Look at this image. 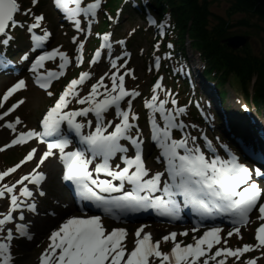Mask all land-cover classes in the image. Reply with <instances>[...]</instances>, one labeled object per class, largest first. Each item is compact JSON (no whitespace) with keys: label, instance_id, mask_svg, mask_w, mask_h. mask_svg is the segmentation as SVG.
I'll return each mask as SVG.
<instances>
[{"label":"snow or ice","instance_id":"obj_1","mask_svg":"<svg viewBox=\"0 0 264 264\" xmlns=\"http://www.w3.org/2000/svg\"><path fill=\"white\" fill-rule=\"evenodd\" d=\"M99 2L100 0H94V2L81 7V0H54L56 8L61 10L68 20L72 21L77 31H83L81 21L77 19V16L83 14L87 18L91 14L94 18ZM32 3L35 5L37 0H32ZM69 5L73 7H69ZM20 11L21 5L18 0H0V46L7 47L13 39L6 32L10 26L12 28L23 27V23L15 19ZM25 14L29 13L26 11ZM43 20L42 15H35V22L27 26V31L34 33ZM87 22L91 23L90 20ZM150 23H155V21H150ZM50 36L51 33L45 31L43 35L33 34L31 39L37 47H42L43 42L47 41ZM109 39V35L105 34L102 37L104 43L101 47H107L110 50ZM82 43L83 41L75 45L77 62L81 60ZM168 47L171 48L172 45L170 44ZM57 55L60 60L59 71L49 70L43 76L36 75L35 82L42 89H47L50 80L63 74L68 58L64 52L53 49L38 55L31 65V70L35 73L37 68L43 67L44 61ZM100 55V50H97L91 63H96ZM22 58L27 59V56ZM111 64L113 68L117 67L116 61H111ZM89 76V72H81L78 79H72L67 83L54 104L43 115L40 121L42 131H21L9 143L0 147V151L12 145L25 144L33 138L38 139L40 143H45L46 138L54 137L53 142L47 143V150L40 157L39 165H43L50 156L55 154L54 150H58L59 159L65 169L63 179L75 185L81 200L93 202L97 208H103L105 214L110 217L115 215L114 210L116 209L121 212H136L155 208L162 216L179 219L180 202L177 197H183V205L191 206L201 220L215 219L217 216L228 217L232 224V228L227 233L228 237H231L233 233L240 234V226L249 222V214L257 206L260 214L259 219L264 220V203H259L264 195V189H261L257 180L253 179L250 169L240 163L230 151H227L226 158L215 154V149L210 142L206 141V147L212 155L206 156L196 145V137L173 138L174 129L183 130L185 127L183 122H177L176 116L177 112L183 114L185 109L177 108L169 113L166 108L168 101L159 100L155 94L152 95L150 101H145V107L153 113L150 117L152 140L161 150L160 155L166 164L165 170L168 179L163 182L162 188L163 173L156 172L151 178L145 179L148 176V170L145 167L142 154L144 142L140 139L138 127L130 122L137 120L138 117L134 113L130 115L131 100L127 101L128 110L121 108V102L125 98H135L140 93L127 91L124 75L113 73L110 88L104 84V78L101 77L97 83L92 84L87 96L79 97L76 91L77 86L82 85ZM24 87H26L25 81L19 80L14 86L8 88L0 99V108H3L4 103L14 93ZM160 87V83H156L152 89L153 93H156ZM100 88H104L105 91L101 93ZM46 94L51 95L50 92ZM72 98H75L76 103L86 106L79 110L66 111L65 109L68 108ZM20 103L23 101H18L0 114V120L12 113ZM171 103L177 104V101L172 99ZM113 107L115 116L119 118V122L114 126L113 121L105 122L104 119L105 113ZM90 113L95 116V127L94 130L85 133L83 131L85 124L78 122L77 118L88 117ZM156 113L162 117L163 126L155 119ZM20 123V119L16 118L2 126L15 132L16 125ZM64 124L67 125L69 132H74L79 139V146L74 150L66 151L71 141L62 131ZM92 124V120L87 121L90 128ZM109 127L112 128L111 131L108 130ZM133 128L137 129L135 135L131 134ZM189 139L192 141V146H189ZM122 140L131 144L134 156L127 155L128 148L121 143ZM36 152L37 149L33 148L20 163L0 172V181L11 173H15L22 164L33 160ZM117 153L121 154L120 160L124 167L120 168L117 165V170H113L110 161ZM96 158H100V162L95 164L94 176L93 171L89 170V165ZM101 174L111 179H101ZM255 175L257 178H264V170L257 167ZM46 179L45 173L38 170L24 175L17 182L22 186L19 196L15 194L17 190L15 184L11 186L5 184L0 188V199L5 198L6 194H12L10 211L3 219H0V232L4 231V225L13 221L14 217L11 213L17 212L18 208H26L29 212L37 211L35 202H26L32 199L34 193L25 182L38 186ZM113 181L120 183L117 185ZM125 183L132 185L130 190L125 191ZM113 193L121 194L111 195ZM155 193H161V195H154ZM40 195L43 196L45 193L41 191ZM21 198L24 199L21 200ZM19 219L23 221L25 216L20 215ZM197 230V228L192 229L193 232ZM18 231L21 236L29 240L32 239V235L29 234L24 224L18 225ZM221 231L220 226H211L198 238L193 236L194 242L185 246L176 241L178 233L171 232L169 235L163 236L162 240L164 242L171 240L173 246L169 252H163L161 251V241H153L152 234L145 232L141 226L135 230L133 234L135 237L134 246L128 250L124 244L128 235L126 229L115 228L107 232L99 215L71 216L64 219L58 228L51 231L48 237L49 244L39 256V264H156V261L158 264H209V261H213L214 264H226L229 257L240 261V264H256V259L241 260V257L252 251L254 247L257 250L264 248V223H261L255 230L257 245L245 244L235 249L218 247L209 255L215 245L221 244ZM187 234V232L179 233L181 236ZM3 239L4 242H0V264H11L13 259L11 255L12 231L8 230ZM224 243L227 244L226 239ZM218 257L220 259H217Z\"/></svg>","mask_w":264,"mask_h":264},{"label":"rangeland","instance_id":"obj_2","mask_svg":"<svg viewBox=\"0 0 264 264\" xmlns=\"http://www.w3.org/2000/svg\"><path fill=\"white\" fill-rule=\"evenodd\" d=\"M24 1V0H23ZM31 0H25V4L29 6ZM54 1V0H51ZM93 0H81V2H85V4H89L92 3ZM104 1V0H101ZM50 2V1H49ZM48 3V1H47ZM111 4V2H109ZM119 3V2H118ZM38 4V10L40 11V13H37V15H42L44 17V20L41 21L42 24H44L45 26H47L46 31L51 33L50 38V43H49V51H52L53 49H57L58 52L62 51L65 53V55L68 58L69 63L66 64L64 72L62 75L56 77V82L52 85L54 86L53 88H49L48 90H37L35 89L29 79V76L24 72V66L23 68H18L17 69L20 70V78L19 80H24L26 87H24L21 90H18L16 93H14L9 99L8 101H6L4 103L3 108H0V114H2L4 111H6L9 107H11L13 104H16L19 100L23 101L22 105L19 104V106L12 112L10 113L7 117H5L3 120H0V147H2L4 144L9 143L11 141V139H13L15 137L16 134H18L21 131H28V130H33V131H37L38 126L40 125V121L43 117V115L45 114V111L48 109L49 105L51 103L54 102L55 98L53 99V97L55 96L56 92L58 91V88L61 87H65L67 85V83L72 80L75 79L74 77L78 75V78L80 76L81 72H89L91 77H95L93 80H91V83L94 84L97 80H100L101 77L104 78V81L109 80V82L111 83V75L114 73V71H110L108 70V72H110V75H107V73L105 72V69H110L112 68L110 63H107L106 59L102 58V60L95 64V63H91V55L93 54L94 51L100 50V46L104 43L102 40V37L105 34H108L110 39H109V43L111 45V49L113 54H112V59H115L116 57L119 58L121 57V54L119 52H117V50H121L120 47L122 45V43H120L121 41H123V39H128V38H132L133 36V40H136L135 42V47L132 51H130V53H133V67H135V70L137 72L138 75L140 76H144L147 81L149 80L145 71H146V67L148 65L151 66V56H150V44H151V37L150 35H147L148 33H145L143 31V29L141 28V26H143V23L141 21L140 18H137L135 16H131V15H127L125 13H122L121 17H120V21L117 22V17L115 15H113V22H106V23H99V19H98V14H99V10L100 8L97 9V17H95V19H93L90 23V36L89 38L82 36V31H77L76 28L73 26V23L70 24L68 22V20H61L62 15L61 13H59L58 11H56V8L54 7V4H50L47 5L45 4L42 0H38L37 3ZM49 4V3H48ZM112 5L114 4V0H112ZM47 6V8H46ZM82 7V5H80ZM230 7V2L228 0H217L215 2H213L210 6V11L221 18L227 19L229 21V24L232 25V27L229 29V33L230 36L232 35H246L250 37V43L244 47H241L240 50H246L247 52H250L252 54L255 55H261L262 53H264V22L262 20H260L256 15H252V14H233L232 16H230L229 18H226V13L227 10ZM34 8V7H33ZM49 11H52V20H50L49 18H47L46 16L48 15ZM114 8H109V13H113ZM55 14H54V13ZM104 13V11H102ZM119 11H115V14H118ZM84 20L81 18V28L84 29L85 25L83 24ZM59 24H63V29L64 30H60V26ZM141 28V30H139L137 33H133V29H137V28ZM64 32L67 33V35H64ZM44 34V32H43ZM96 35H100V36H96ZM75 37V39L77 40V43H80L81 41H83L82 43V47H81V52H80V56L83 58L82 60V64L80 66H76L74 64V59L75 56L77 55L76 51H75V45L77 44L76 41L74 42H70V46L67 44V40L70 39V37ZM72 47V49H71ZM74 47V48H73ZM91 48L92 51H89L87 53L88 48ZM247 47V48H245ZM96 49V50H95ZM129 50V49H128ZM128 50H126L128 52ZM185 50L190 51V47L188 45V43H186V47ZM186 51V53H187ZM192 55L195 56L196 59H198V54H195L192 50ZM25 55H22V57H24ZM131 58V57H129ZM125 59L124 57L122 59L118 60V64L119 61ZM27 62L28 59H23L21 58L20 62ZM116 60V59H115ZM136 61V62H135ZM47 62H49L51 64V69L50 68H46L44 69V67L46 66L45 64H47ZM60 63L59 60V56L57 55L56 57L46 60L43 62L44 66L39 69L37 71V73H47L46 70H52V71H59L58 65ZM127 64V63H126ZM4 67V70H7L10 68L11 65V61H9L8 63L6 62H1L0 66ZM77 67V69L74 68V66ZM125 66H123L120 70H117V75H122L123 69ZM140 69V72H139ZM2 70V69H0ZM105 70V71H104ZM16 73L19 74V72L16 71ZM3 73H0V97L2 94H4L6 92V90L12 86H14V83L12 81L10 82H6L8 80V78H4ZM76 78V79H78ZM88 78V79H89ZM86 79L85 82L82 85L77 86V93H83L84 91L89 92L91 89H89L90 86V81ZM17 81V82H18ZM227 83L225 84V87L222 89V92L224 93V98H225V103L228 107V111L230 112H237L239 108V106L237 104H234V102H236V100L234 101V98H239L241 99V101H243L244 103H246V105H250L251 102L246 98V97H242V93L240 92V87H239V83L232 78L229 77L227 80ZM16 82V83H17ZM224 86V85H223ZM250 86V85H249ZM62 88V89H63ZM82 88H85L83 90H81ZM242 91V90H241ZM50 92L51 95H47L46 93ZM33 96L35 95L37 97H35V102L33 107H31L30 105L28 106V103H24V101H26L28 96ZM2 99V98H0ZM74 98L71 99V101ZM32 108L36 109L33 110ZM251 109V107H250ZM252 111V109H251ZM253 113V112H252ZM16 118H19L21 123L16 125V131L13 132L12 130L7 129L6 127H3L2 125H4L6 122H11L14 121ZM249 118H252L253 121H255L260 129H264V108L262 107L260 112L257 114L253 115L251 114L249 116ZM220 123V121H219ZM65 126V125H64ZM3 134V136H2ZM33 148L37 149V152L35 154V157L33 159V161H31V163H29L28 165H26L24 167L25 164H27L30 161H27L26 163L22 164L21 167L19 168V170L17 169V171L15 173H11L9 176L5 177L2 181H0V188H2L5 184L11 186L13 184L16 185V195L19 196V191L20 188L22 187L21 185L17 184V182L24 176L27 175L30 170H32L34 168V170H39L40 167L42 166V169H40L42 172H44L46 174L45 171V167L48 164V161L43 164V165H39L38 160L39 158L43 155V153L46 151V146L40 144L37 140H29L27 141L25 144H18V145H12L9 148H5L3 151H0V172H4L5 169L9 168L10 166H12L14 163H18L19 161H21L24 156V153L27 155V153L29 151H31ZM25 155V156H26ZM24 156V157H25ZM50 161V159H48ZM53 161V160H52ZM31 165L30 170H26V167ZM14 166V165H13ZM24 167V168H22ZM61 168V167H60ZM39 170V171H40ZM47 176V174H46ZM253 177V176H252ZM254 179V177H253ZM56 186L55 184L52 186L51 184H46L44 185L45 181L38 186H35L37 188V190L39 192L43 191L46 195V198L44 197H38L36 195H33V197H35V202L37 204V210H38V206L39 207H45V202L43 201V199H46L48 205L54 206L56 203L62 205L63 203H68V197H66L64 195V193L60 192V185L58 183V176H56ZM27 184V186L29 187V189L31 190V186H34L32 184H29L28 182H25ZM58 189V190H57ZM261 189H263L261 187ZM54 190H57V192H50ZM11 195L12 194H6V197L3 198V201H7L5 204L0 202V209L1 211L4 210H9L11 207ZM41 200L40 203H38V200ZM9 208H8V207ZM66 206V205H65ZM4 208V209H3ZM19 209V208H18ZM27 210V209H26ZM23 211V209H22ZM28 211V210H27ZM49 212H51V210L47 209L45 211L46 215H49ZM258 214H255L254 217L252 218V221L250 222V224L245 228L240 230V234L239 235H235L233 237V239L229 240L227 242V244L225 243H221L220 247H223V245L225 247H230L232 249H235L237 247H242L245 244H249V245H257V241L255 239V230L257 227H259V225L261 223H264V220L259 219V211L257 210ZM20 211L15 212V213H11L14 217L13 221H18L19 220V216H20ZM32 214H37L36 212H30ZM252 215V214H251ZM58 217V214H57ZM105 222V221H103ZM21 223V222H20ZM25 224H29L27 221L24 222ZM10 224V223H9ZM9 224L4 225L3 229L4 231L0 232V242H3L4 239L3 237H5L7 235L8 230H11L9 228ZM151 226V225H150ZM54 228H58V225L55 224ZM54 228H51L50 231H52ZM139 228V227H138ZM144 231H148L150 230L149 227H143ZM149 228V229H148ZM155 228H159L158 226H155ZM168 229V230H166ZM174 228H168L165 227V229H155V233H156V237L154 241H161V251L163 252H169L171 247L173 246V242L170 240L168 242H164L162 240V235H164L163 233L169 232ZM135 230V229H134ZM133 230V231H134ZM176 233H178L176 241L178 242L179 240V233L181 232H187L188 234L186 236H182L184 239L188 240V243H181L182 246H185L187 244H189L190 242H194L193 241V236H196L194 234H192V232L185 230L184 228H177L175 229ZM48 232V231H47ZM44 233L43 237H41L40 239H36L33 242H27L25 243V237L24 236H19V238L14 237L16 235L15 232L12 231L13 233V240L11 241V244L15 241L16 245L15 247L17 248H13V254H14V264H39V256L44 252V250L47 248L48 244H49V239L47 241H45L47 239V235H49L48 233ZM254 232V234H253ZM45 235V236H44ZM197 238L199 236H196ZM36 238V236H35ZM134 237L131 236L129 238H126V241L124 243H128L130 245L133 244L134 241ZM26 244V246L24 245ZM165 247V248H164ZM214 248L211 250V252H209V255L212 254V252H214ZM28 252H32V253H28ZM262 253H264V248H260L259 250L254 249L248 253L243 254V256L241 257V260H247V259H256V264H264V255H262ZM203 259V258H201ZM213 261H209V263H212ZM226 264H240V261L236 262L234 261V259L232 258H228Z\"/></svg>","mask_w":264,"mask_h":264},{"label":"trees","instance_id":"obj_3","mask_svg":"<svg viewBox=\"0 0 264 264\" xmlns=\"http://www.w3.org/2000/svg\"><path fill=\"white\" fill-rule=\"evenodd\" d=\"M215 1L217 0H152L150 5L159 14L173 15L176 51L182 54L188 43L191 49L198 52L206 66L205 76L217 79L216 90L221 91L223 85L227 83L226 80L232 77L239 83L245 97L249 98L251 95L247 92L248 84L254 79L253 96L250 100L256 108L264 107V53L255 55L246 50L232 51L222 44V41L230 36L229 29L232 25L227 19L218 17L210 11V6ZM228 1L230 7L226 18L233 14L246 13L256 15L264 22V10L252 0ZM118 2L120 0H114L115 5H112V0H109L107 6L115 8ZM16 38L17 36H13L9 44H14ZM219 95L225 96L221 93Z\"/></svg>","mask_w":264,"mask_h":264},{"label":"bare ground","instance_id":"obj_4","mask_svg":"<svg viewBox=\"0 0 264 264\" xmlns=\"http://www.w3.org/2000/svg\"><path fill=\"white\" fill-rule=\"evenodd\" d=\"M146 9H148V11H151V13H152L155 8H146ZM154 29L155 28L153 26H151L148 29V33H150L151 31H154ZM189 62H191V61L189 60ZM139 72H140V69H139ZM143 78H145V77L144 76H140L138 74H136L135 76H130L129 75L125 79V85L133 86V85H139L140 83L142 85H145L148 81L143 79ZM181 79L184 82H188L190 84L191 91H192V94L194 96V101H195V103H196V105L198 107V110L200 112L199 118H197L196 116H191V117L194 118L197 121H200V122H202L204 124H208V125L211 124V120L212 119L217 120V121L220 120V123H221V120H222L221 115H222V113L219 110L220 106H218L216 98L213 95V93L207 91L205 86L195 76L190 77L188 75H182ZM251 85L252 84H250V86ZM137 92L140 93L139 96H137L135 98L127 97V98H125L124 101L121 102V108L122 109L124 107L128 106V104H127L128 100H131V105H136V104L139 103L140 98H141L142 90L140 89ZM35 97H36L35 95L28 96L26 101H24V103H28V106L30 105L31 107H33L34 102H35L34 101ZM36 99H37V97H36ZM32 109L36 110L34 108H32ZM192 113H197V112H192ZM231 114H232L231 117H229L230 121L234 120V119H238V118L245 119L247 122L252 121L249 117L244 118V116H242V114L240 113L239 109H238V111L236 113L235 112L234 113L231 112ZM235 114H239V116L237 117V116H235ZM191 115H193V114H191ZM108 118L109 119L116 118L114 107L109 109ZM94 125H95V122H93L92 127ZM252 125L254 126V123ZM247 129H252V128H247ZM180 131L181 130H174V132H177V133L180 132ZM262 132L258 131V133H257V137L258 138L255 140L256 144L259 143V139L262 137ZM248 133L251 135L250 132H248ZM2 136H3V134H2ZM72 141L76 142L75 139H72ZM124 144H126V148H128V151H130L132 149V146H131V144L129 142L124 141ZM258 145L261 148L260 150H262L264 145H261V143H259ZM76 146L78 147L79 143L76 144ZM201 148L204 150L205 149L204 145L201 146ZM34 157H35V155H34ZM49 159H50V161L47 160L48 164L45 167V171H46V174H47V179L45 180L44 185L51 184L53 186L55 184V186H56V184H57L56 176H57V171H58V162L57 161H52V156H50ZM98 159L100 160V158H98ZM116 159L119 160L120 156H117ZM116 159L114 158V159H112V161L114 162V160H116ZM31 161H33V160H31ZM31 161L28 162L27 164H25L24 167L26 165H28L29 163H31ZM24 167H22V168H24ZM163 167H165V166H163ZM30 168H31V165L27 166L26 170H30ZM40 169H42V166L40 167ZM33 170H34V168L32 170H30L29 172H27V173L30 174ZM19 172H20V170H19ZM117 185H118V183H117ZM57 190H55V192H57ZM61 190L64 191V189L60 188V192H61ZM31 191H33L34 195H36L38 197L46 198V196H45L46 194L43 195V196L40 195V192L37 190V188L35 186H31ZM50 192H54V190L53 191L50 190ZM33 199H35V197H32V199L30 201H26V202L27 203L35 202V200H33ZM40 201L41 200L39 199L38 203H40ZM43 201L45 202V207H39L38 206V210H37V214L36 215L30 213L29 211H27L26 208H24L23 211L20 213V215H24L25 216V220H23V221H27L29 223L28 232H29V234L32 235V239L31 240H29V239H27L25 237V241H26L25 243H27V242L31 243V242L35 241L36 239H40L41 237H43V234L46 233L47 231H48L47 232L48 234L51 233L50 229L55 224L59 225L61 223L60 219L63 218L62 217L63 214L65 213V211H68V209H66L65 205H67V208L70 207L69 203H65V204L63 203L62 205L56 203L54 206H51V205H48L46 199H43ZM47 209L51 210V212H49L50 217L48 215H46V213H45V211ZM53 213H55V215H53ZM57 214H58V217H57ZM74 216L80 217L79 214H76ZM225 222H229V221H225ZM19 224H22V223H20L19 221H12V222H10L9 227L11 228L12 231L13 230H18V225ZM117 228H119V227H117ZM145 232L151 233L153 239L156 237V233H155L154 229H150L149 231H145ZM35 236H36V238H35ZM47 236L49 237L50 234L47 235ZM24 245L26 246V244H24ZM133 246H134L133 244L128 246L129 247L128 250H131V248ZM28 253H32V252H28Z\"/></svg>","mask_w":264,"mask_h":264},{"label":"water","instance_id":"obj_5","mask_svg":"<svg viewBox=\"0 0 264 264\" xmlns=\"http://www.w3.org/2000/svg\"><path fill=\"white\" fill-rule=\"evenodd\" d=\"M258 7L264 10V0H252ZM250 43V37L246 35H232L225 38L222 44L232 51L239 50L241 47Z\"/></svg>","mask_w":264,"mask_h":264}]
</instances>
